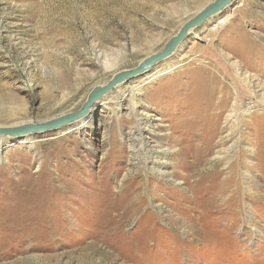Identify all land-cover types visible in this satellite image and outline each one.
Masks as SVG:
<instances>
[{"label": "rangeland", "instance_id": "rangeland-1", "mask_svg": "<svg viewBox=\"0 0 264 264\" xmlns=\"http://www.w3.org/2000/svg\"><path fill=\"white\" fill-rule=\"evenodd\" d=\"M213 1L0 0V126L79 110ZM151 70L0 137V264H264V0Z\"/></svg>", "mask_w": 264, "mask_h": 264}, {"label": "water", "instance_id": "water-1", "mask_svg": "<svg viewBox=\"0 0 264 264\" xmlns=\"http://www.w3.org/2000/svg\"><path fill=\"white\" fill-rule=\"evenodd\" d=\"M234 1L235 0H214L205 6L194 17L190 18L183 24L180 30L166 43L162 51L146 57L134 68L122 70L119 73L114 74L107 83L95 86L79 110L51 118L44 122H29L18 126H0V136L19 138L26 136L27 134L34 135L37 133H46L76 123L78 120L85 118L94 105L102 99V97L110 93L118 83L131 80L138 75L144 74L160 62L168 59L186 39L191 29L197 28L213 16L221 13Z\"/></svg>", "mask_w": 264, "mask_h": 264}, {"label": "bare ground", "instance_id": "bare-ground-1", "mask_svg": "<svg viewBox=\"0 0 264 264\" xmlns=\"http://www.w3.org/2000/svg\"><path fill=\"white\" fill-rule=\"evenodd\" d=\"M196 29V28H195ZM194 29H191V31H190V33L193 31ZM189 33V34H190ZM182 44V43H181ZM180 44V45H181ZM152 71V70H151ZM120 71H118L117 73H119ZM150 72V71H149ZM116 74V73H115ZM125 82H127V81H121L120 83H118L111 91H110V93L116 88V87H118V86H120L121 84H123V83H125ZM138 89V88H137ZM110 93H108V94H110ZM107 94V95H108ZM106 96V95H105ZM249 109H247V110H245V112H249L250 111V109L252 108V107H248ZM90 116H92V113H90L89 114V116L88 117H90ZM236 119H237V117H235ZM235 118H234V120H235ZM236 121V120H235ZM27 123H29V122H27ZM24 124V123H23ZM18 126V125H17ZM30 136H31V134H27L26 136H24V138H23V140H27V138L29 139L30 138ZM1 137V136H0Z\"/></svg>", "mask_w": 264, "mask_h": 264}]
</instances>
